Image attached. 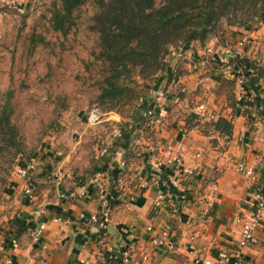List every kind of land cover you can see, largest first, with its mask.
<instances>
[{"label":"crops","instance_id":"0c3cea01","mask_svg":"<svg viewBox=\"0 0 264 264\" xmlns=\"http://www.w3.org/2000/svg\"><path fill=\"white\" fill-rule=\"evenodd\" d=\"M233 31L230 44L208 46L214 56L232 49L255 62L263 73L258 93L249 88L239 104L240 89L217 75L215 61L197 66L203 47L197 43L172 52L170 71L176 78L157 92L166 106L164 117H153V133H139L128 151L116 152L107 171H100L111 198L106 226L89 220L101 208L86 183L99 172L113 133L129 115L111 112L93 124L90 116L98 110L93 107L73 118L79 131L63 133L39 153L35 207L14 172L10 208L0 215V264H120L124 251L134 264H264V221L242 261L233 256L240 235L236 220L251 212L253 193L264 186V23ZM242 38L246 43L239 47ZM200 113L213 114L214 120H201ZM220 118L231 123L230 136L209 127ZM105 123L108 131H95ZM240 165L252 175L237 171ZM36 209L38 219L32 216ZM38 223L44 224V249L30 238ZM164 231L173 251L152 243Z\"/></svg>","mask_w":264,"mask_h":264},{"label":"trees","instance_id":"16d2710c","mask_svg":"<svg viewBox=\"0 0 264 264\" xmlns=\"http://www.w3.org/2000/svg\"><path fill=\"white\" fill-rule=\"evenodd\" d=\"M58 1L59 6L51 12V28L53 32L66 36L74 25L75 12L86 0ZM89 2L93 14L89 17L87 30L96 37L98 58L107 66L99 104L108 102L111 107L107 111L115 110L121 115L124 114L118 108L132 107L129 121L118 127L120 138L106 148L99 172H106L107 163L116 152L128 151L131 141L139 133H146L153 127L152 109L160 96H157L159 87L163 83L169 85L176 78L170 71L172 52L188 50L193 43L203 44L223 17H227L228 27L249 29L264 16V0H162L160 6H156L157 0ZM241 62L253 69V74L246 73L244 79L258 93L254 84L263 75L262 70L253 61L242 59ZM134 69H138L143 85L131 88L120 84V79L130 78ZM146 80H152V85L145 84ZM129 83L134 81L129 80ZM151 93L156 96L152 97ZM13 111V93L10 91L0 106V141L3 147L14 149V156H22L16 165L24 167L35 156L23 157L26 154L16 142L17 130L11 123ZM208 125L231 135L232 125L224 119Z\"/></svg>","mask_w":264,"mask_h":264},{"label":"rangeland","instance_id":"374dc122","mask_svg":"<svg viewBox=\"0 0 264 264\" xmlns=\"http://www.w3.org/2000/svg\"><path fill=\"white\" fill-rule=\"evenodd\" d=\"M161 4L162 0H157L156 6ZM58 6V0H0V106L11 91V123L26 158L33 154L38 158L44 147L63 133L70 136V132L79 131L73 118L88 114L93 107L106 115L116 113L107 111L111 107L108 102L99 104L107 66L98 58L96 37L87 30L93 14L91 3L86 0L75 12L74 25L66 36L51 28V12ZM234 28L239 27H228L227 17L221 18L215 32L201 46L210 42L214 46L230 44ZM143 83L138 69L130 78L120 79V84L131 88ZM118 109L127 115L132 107ZM105 124L96 126L95 131H108L111 127ZM2 145L0 141V215L10 208V183L16 164L22 160V156H14L12 147Z\"/></svg>","mask_w":264,"mask_h":264},{"label":"built area","instance_id":"2783aa9c","mask_svg":"<svg viewBox=\"0 0 264 264\" xmlns=\"http://www.w3.org/2000/svg\"><path fill=\"white\" fill-rule=\"evenodd\" d=\"M257 22L258 23L264 22V16H262V19H259ZM245 43H246V39L242 38L241 40L238 41V46L243 47ZM197 54L199 55V60L197 64L198 67H205L207 63L211 61L213 62L215 61L217 65V75L221 78L232 79L235 81L237 87L241 91L237 95V101L239 104H241L245 99L244 91H247L249 88L251 90V87L244 79V76L246 73L252 75L254 72L253 69L248 67V65L242 64L241 60L246 58L240 56L232 49H230V51H228L224 55H217L218 57L214 53L216 56L215 57L213 55L211 47H209L208 45H205L202 48L198 49ZM234 59H238V62H233ZM254 86L256 88L258 87L257 84H254ZM165 108H166L165 103H163L159 98H157L152 109L153 110L152 116L159 119L163 118L164 117L163 115L166 113ZM93 112H99V111L95 109L93 110ZM99 113H100V117L93 119V121L91 120V116H90L91 123L93 124L98 123L103 118L106 117V114H103L101 112ZM198 117L201 120L205 119L206 121L214 120L213 114L200 113ZM112 138L114 140L120 138V132L118 129L115 130V132L112 135ZM236 170L240 172H244L245 175L247 176L252 175V170L246 169L242 165L236 168ZM36 172H37L36 157L31 158L28 162H26L24 167L17 166V168L15 169V173L19 177H21V179L24 180L23 194L28 199L29 204L32 206L34 205V207H35L36 196L38 194V186L35 180ZM103 181H104V175L101 172H95L94 174H92V176L88 178L86 183L87 188H91L96 192L101 208V212L99 214L90 215L89 220L92 221L93 223L98 224L101 228H104L108 223L110 218V211H111V198L108 197L106 193ZM186 197H187L186 193L184 191L181 192L180 198L182 200H185ZM158 205L159 204H157V206ZM250 208H251V212L247 216L236 220L240 226V235L233 256L238 262L242 261L244 249L252 241L259 224L262 221H264V186L258 188L253 193L252 201L250 203ZM32 216L38 219L40 216V212L36 209L33 211ZM147 231L151 232L152 228L147 227ZM43 232H44V224L38 223L31 230V234H30L31 242L34 245L39 246L41 249L45 248V246L42 244ZM166 234L167 233L165 231L162 232L159 238L152 240V243L159 247H165L167 251H173L175 249V244L166 241L167 239ZM10 262L11 261L7 260L6 264H10ZM195 262L197 263L198 260H196ZM24 264H28V263H24ZM120 264H134L133 257L128 251L123 252V256Z\"/></svg>","mask_w":264,"mask_h":264},{"label":"water","instance_id":"95a60500","mask_svg":"<svg viewBox=\"0 0 264 264\" xmlns=\"http://www.w3.org/2000/svg\"><path fill=\"white\" fill-rule=\"evenodd\" d=\"M98 117H100V113L99 112H92V114H91V120L92 121H93V119L98 118Z\"/></svg>","mask_w":264,"mask_h":264}]
</instances>
